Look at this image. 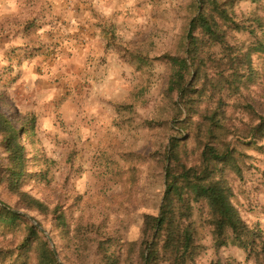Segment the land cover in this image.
<instances>
[{
    "label": "trees",
    "instance_id": "1",
    "mask_svg": "<svg viewBox=\"0 0 264 264\" xmlns=\"http://www.w3.org/2000/svg\"><path fill=\"white\" fill-rule=\"evenodd\" d=\"M246 4L256 10L244 14ZM262 11L264 0H190L177 46L190 80L176 99L164 97L152 119L136 126L155 133L156 149L149 156H131L125 173L136 188L140 168L153 167L152 177L162 190L159 209L154 215L141 214L138 235L126 239L112 236L102 223L74 226L64 206L51 207L27 191L30 182L50 185L57 163L35 148L36 120L20 116V102L7 93L21 75L0 87V99L16 107L10 109L20 125L16 128L0 110V202L6 206H0V264H73L75 256L93 257V264H203L209 253L208 264H242L233 257L224 260L225 250L242 252L245 264H259L264 228L242 218L236 187L246 182L244 171L252 159L248 153L264 151V116L248 101L264 83ZM130 58L144 78L132 95L139 105L153 86L155 66L141 50ZM65 73L79 82L81 72L63 69L61 79ZM129 118L128 113L125 121ZM124 130L132 133L134 128L126 123ZM27 144L35 148L33 153ZM4 196L14 205L5 203ZM10 210L36 215L43 221L34 218L40 227L51 229L55 243ZM56 242L58 257L52 249ZM61 247L74 256L62 258Z\"/></svg>",
    "mask_w": 264,
    "mask_h": 264
},
{
    "label": "rangeland",
    "instance_id": "2",
    "mask_svg": "<svg viewBox=\"0 0 264 264\" xmlns=\"http://www.w3.org/2000/svg\"><path fill=\"white\" fill-rule=\"evenodd\" d=\"M189 3L190 0H0V67H3L0 87L9 85L13 76L28 71L29 62L42 57L55 59L53 68L56 74L51 76L45 66L34 65L36 74L38 77L50 76L52 84L61 80L59 73L63 69L85 74L84 65L69 61L65 65L59 64L61 60L57 61V58L73 51L75 44L71 45L69 41L73 39L72 35L77 36L80 25L93 24L110 31L109 52L117 64L113 65L114 70L111 69L113 78L108 87H104V81H99L97 87L100 93L102 84L104 91L114 96V102L107 107L112 119L107 121L101 116L82 113L86 116H78L77 120L85 122L83 124L89 129L80 142L74 133L71 137L66 136L59 108L60 115L51 120L44 134L37 130L34 140L35 148L57 164L52 168L50 185L30 182L26 189L51 207L60 204L68 209L74 226L102 223L109 234L126 239L138 235L141 214L157 213L162 190L152 177L153 167L145 165L140 168L143 175L138 187H133L134 191L129 185L131 176L125 173L131 167V156H149L156 149L155 133L137 130L136 126L152 119L164 97L176 99L190 80V72L177 50L178 35ZM242 10L249 14L256 8L246 4ZM261 15H264L263 11ZM137 50L153 60L155 81L145 100L134 105L132 95L144 84V78L130 63L131 52ZM96 78L101 79L100 76ZM248 101L264 116V83L254 89ZM10 107L8 100L0 99V110L19 128ZM128 113L130 121L126 122ZM126 123L134 128L132 133L124 130ZM102 125L110 128L103 130ZM54 136L56 140H53ZM35 148L27 144L29 153ZM248 154L252 159L250 169L244 171L246 182L236 187L240 192L246 190L244 196L236 191L239 210L250 226L260 223L264 228V151ZM2 199L10 206L14 205L7 196ZM17 212L43 222L36 215ZM41 228L53 245L51 229L44 225ZM207 241L205 243L210 245V239ZM57 247L59 243L56 242V248H52L56 255ZM258 250L259 264H264V241L260 242ZM71 252L62 247L59 251L62 258L74 256ZM224 252V260L233 257L245 264L246 257L242 252ZM210 258L211 253L203 259V264H208ZM92 259L75 256L72 263L93 264Z\"/></svg>",
    "mask_w": 264,
    "mask_h": 264
},
{
    "label": "crops",
    "instance_id": "3",
    "mask_svg": "<svg viewBox=\"0 0 264 264\" xmlns=\"http://www.w3.org/2000/svg\"><path fill=\"white\" fill-rule=\"evenodd\" d=\"M76 33L77 36L72 35L73 39L68 40L71 45L75 44L73 51H70V53L68 51L69 55H61L57 58V61L67 60L84 65L86 72L79 75L78 83L76 80L73 81L71 77H67V73L62 76V79L60 77L61 80L58 83L54 84L51 83L50 76L38 77L34 65L45 66L51 76L56 71L53 68V60L55 59L42 57L35 59V62H29L28 71L17 79L14 86L5 89L9 96L17 98L20 102L17 113L22 117L32 116L36 120V132L38 130L44 134L45 130L49 128L51 120H56V116L60 115L58 109L61 108L59 113L62 112L63 125L66 126V136L71 137L74 133L75 139L80 141L87 135L86 131H88L89 126L83 124L85 122H78V116L81 118L91 113L98 117L101 116L107 121L111 118L107 113V107H110L111 103L114 102V96L104 91L102 84L99 93L97 83L104 81L105 88L109 85V81L113 78L111 69L114 70L113 65L115 62L113 57L108 54L111 37L109 30L98 28L93 24H86L85 26L83 24L80 25V29ZM2 71L3 67L1 66L0 73ZM96 76H100L101 79L98 80ZM79 85L80 87L77 88ZM11 91L14 92L11 93ZM102 126L103 130L110 128L109 126H106V128L104 125ZM77 130H79V136L76 135ZM56 139V136H54L53 140Z\"/></svg>",
    "mask_w": 264,
    "mask_h": 264
},
{
    "label": "water",
    "instance_id": "4",
    "mask_svg": "<svg viewBox=\"0 0 264 264\" xmlns=\"http://www.w3.org/2000/svg\"><path fill=\"white\" fill-rule=\"evenodd\" d=\"M0 206H2V207H4V208H6V206L4 205V204H2L1 202H0ZM12 213H15V214H18V215H22V216H24L25 218H27L34 226H36L37 228H39L40 229V231L43 233V234H46V232L40 227V225L36 222V221H34L31 217H29V216H27V215H24V214H22V213H20V212H17V211H13V210H10ZM46 236H47V238H48V240H50V242H51V239H50V237L46 234ZM53 251H54V253L56 254V252H55V250L53 249Z\"/></svg>",
    "mask_w": 264,
    "mask_h": 264
}]
</instances>
